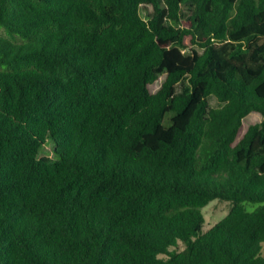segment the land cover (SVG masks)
<instances>
[{"label":"trees","instance_id":"16d2710c","mask_svg":"<svg viewBox=\"0 0 264 264\" xmlns=\"http://www.w3.org/2000/svg\"><path fill=\"white\" fill-rule=\"evenodd\" d=\"M0 264H264V0H0Z\"/></svg>","mask_w":264,"mask_h":264},{"label":"rangeland","instance_id":"374dc122","mask_svg":"<svg viewBox=\"0 0 264 264\" xmlns=\"http://www.w3.org/2000/svg\"><path fill=\"white\" fill-rule=\"evenodd\" d=\"M162 79H160L159 82H161ZM159 82L156 84V86L159 85ZM187 81L183 80L177 87V92L181 91L186 85ZM156 89V88H155ZM209 104L211 107H217V103L214 99L210 98ZM54 145L52 142H47L46 145L39 151L40 157H46L53 159L54 153H53ZM230 205L226 202L221 201H213L210 202L203 210V215L205 218V227H210L214 223H216L218 220L223 218L227 212L229 211Z\"/></svg>","mask_w":264,"mask_h":264}]
</instances>
